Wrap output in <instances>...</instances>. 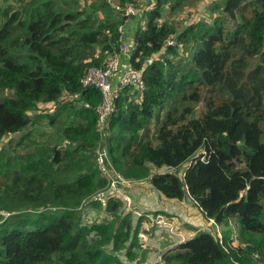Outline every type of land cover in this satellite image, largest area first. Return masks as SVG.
Wrapping results in <instances>:
<instances>
[{"label": "trees", "instance_id": "16d2710c", "mask_svg": "<svg viewBox=\"0 0 264 264\" xmlns=\"http://www.w3.org/2000/svg\"><path fill=\"white\" fill-rule=\"evenodd\" d=\"M16 1L0 8V210L8 212L0 264L134 259L131 211L115 197L90 199L106 186L98 142L128 181L187 195L227 226L221 237L197 230L150 264H264V0H212L210 20L180 26L169 14L195 0H150L129 55L143 84L124 86L103 133L100 93L80 79L119 52L118 25L136 15L122 9L142 0H111L118 9L107 0ZM41 104L53 106L38 112ZM35 111L53 140L25 145ZM88 209L98 218L81 223Z\"/></svg>", "mask_w": 264, "mask_h": 264}, {"label": "crops", "instance_id": "0c3cea01", "mask_svg": "<svg viewBox=\"0 0 264 264\" xmlns=\"http://www.w3.org/2000/svg\"><path fill=\"white\" fill-rule=\"evenodd\" d=\"M132 25L131 28L127 27L124 30L123 41L132 40L134 34V27ZM128 61L129 55L122 54L121 62L124 64ZM165 169L166 167H160L157 170L163 171ZM123 190L131 200V208L129 207L128 210L134 212L132 209L135 208L140 212L137 216H134L133 213L131 214V221L134 218L137 221L133 227L138 233L137 246L135 245L136 247L134 246L133 248H138L140 245L142 247L147 245L149 248H145L146 255L137 264H150L158 261L164 253L175 247L173 243L170 245L167 244V241L163 237L165 232L161 229H164V227H160L157 222L160 218L161 220L165 219L168 225L169 222L171 223L172 230L170 234H173L172 239L177 243H179V240L176 237L184 234L186 236L185 238H188L201 226L212 225V219L207 218L187 195L181 199L166 197L147 180L129 181L123 187ZM143 240L145 244L142 242ZM156 256L159 258L158 260H155ZM131 260L125 257V261H129L130 263Z\"/></svg>", "mask_w": 264, "mask_h": 264}, {"label": "built area", "instance_id": "2783aa9c", "mask_svg": "<svg viewBox=\"0 0 264 264\" xmlns=\"http://www.w3.org/2000/svg\"><path fill=\"white\" fill-rule=\"evenodd\" d=\"M116 9L118 5L114 4L111 0H107ZM122 12L126 15L136 14L134 5H126L123 7ZM118 30L123 37L124 27L122 24L118 25ZM121 37V43L119 52L107 56L105 63L102 66H91L87 69L84 76L80 79L81 85L93 86L100 93V101L95 106L96 112V127L100 133H103L108 117L115 109V101L120 91L127 84H134V86H142V69L134 68L130 62L122 63L121 55H130V51L135 46L134 38L132 40L123 41ZM168 44H174L172 38L167 39ZM160 50L157 54L162 52ZM152 58H148L147 62H151ZM95 162L99 173L106 179V186L91 196V200H98L102 205L110 197H115L121 200L126 210L130 207V197L124 192L123 187L128 184V180L125 179L113 166L106 149L105 143L98 142L95 149ZM8 212L0 210V221L3 216H6ZM158 220L157 222H159Z\"/></svg>", "mask_w": 264, "mask_h": 264}, {"label": "rangeland", "instance_id": "374dc122", "mask_svg": "<svg viewBox=\"0 0 264 264\" xmlns=\"http://www.w3.org/2000/svg\"><path fill=\"white\" fill-rule=\"evenodd\" d=\"M149 1L150 0H142L141 1L142 7L135 6L136 15L128 18V20L126 22L127 25L125 24L126 27H125V25L123 26L124 30H126L127 27L131 28L132 24H133L132 26L135 29V26H136L137 22L138 21L142 22L143 19L140 18L141 9L143 7L150 6L151 2H149ZM211 1L212 0H195V1H192L188 5H187L186 2H184L183 7L180 8L179 10H176V11L172 12L171 14H169V17H170L171 20L177 22V26H180V25H182V24H184L186 22L189 23V22L198 20L201 17H203L206 20H210L213 17V14H214V13L213 14L209 13V6H210ZM8 2H12L13 3L12 6H15V5L18 4V1H16V0H5V3L3 4V6H5ZM1 7H2V0H0V8ZM166 15H163V17H166ZM0 21H1V16H0ZM52 106H53V104H43V105L41 104V105L38 106L39 108L37 109V111L41 112V110H45V111L47 110V112H48L49 109H51ZM33 114L36 116V119H35L36 122H34L33 125H30L28 128H26L27 132L30 131V135L28 136V138L27 137L24 138V140H23L24 144L25 145L29 144L30 143L29 140H32V139L35 140V141H38V142H47V141L49 142V141L53 140V136L51 137V135H52L51 127L47 126V124H48L47 120L44 117H42L41 115L39 116L36 111ZM42 140H45V141H42ZM6 142H7V137H5L3 139V141L0 142V149L1 150H2V146H6ZM66 144H67V142L64 145H66ZM31 147H33V145ZM95 149H96V147H95ZM95 149H94V154H95ZM106 149H107V147H106ZM21 152H22V150H21ZM108 156L110 158L109 153H108ZM94 162H95V157H94ZM95 164H96V162H95ZM100 176H102V175L100 174ZM130 205H131V203H130ZM132 210L134 212H132L131 210L130 211H131V213H133L134 216H137L138 213L140 214V212L137 209L134 208ZM98 212H99V210L96 211L94 209H88L87 211L81 212V217H80L81 218V223H86V222L92 221L95 218H98ZM1 220H2V218H1ZM159 220L160 221L158 222V225L160 227H164V229H161V230L165 232L164 234H166V235L163 234V237L167 241V244L170 245V244L173 243V245L177 246L179 243L184 242L187 239V238H185L186 236L184 234H182L183 236L180 235V236L176 237V238H178L177 240H179V243L174 241L172 239V235L173 234H170V232L172 230L171 223L169 222V225H168L167 221L165 219L161 220V218H160ZM135 223H137V221L134 218L131 221V229H134L133 226L135 225ZM211 223H212V225L201 226L198 230L208 231V232H211V233L215 234L216 236L218 235V237H221L222 228H226L227 226H217L215 223H213V222H211ZM233 229H234V227H233ZM232 235H234V232L232 233ZM232 235H230V236H232ZM137 236H138V233H137ZM182 237H184V238H182ZM142 242L144 243V240ZM136 246H137V244H136ZM145 248H148L147 245H145L144 247H142L140 245V247H138V248H132L131 250H132V252L134 254V259L131 260L130 263H129V261H125V257L123 255V253H119L120 254V258H121V260H122V262L124 264H137L138 261L140 259L144 258V256L146 255V249ZM150 250H151V247H150ZM158 259L159 258L156 256L155 260H158Z\"/></svg>", "mask_w": 264, "mask_h": 264}]
</instances>
